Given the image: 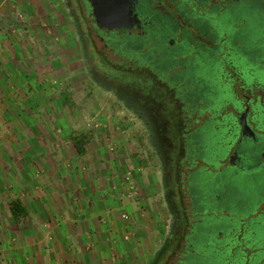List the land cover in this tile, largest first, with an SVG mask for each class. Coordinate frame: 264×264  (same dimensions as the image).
Masks as SVG:
<instances>
[{"label": "flooded vegetation", "instance_id": "af4514ba", "mask_svg": "<svg viewBox=\"0 0 264 264\" xmlns=\"http://www.w3.org/2000/svg\"><path fill=\"white\" fill-rule=\"evenodd\" d=\"M111 1L127 13L122 30L109 28L103 13L99 25L91 0H61L87 78L133 115L145 134L143 141L154 151L167 225L164 244L151 264L175 244L164 258L167 264L182 241L185 254L179 264H214L225 254L220 245L232 248L228 238L233 235L228 232L235 225L240 228L250 218L249 224L264 226V217L260 219L264 216V82L246 80L233 49L226 47L232 36L220 27L236 16L235 42L264 67V0ZM256 11L262 15L256 16ZM103 64L112 71L145 74L140 80L143 86L150 77L151 93H144L136 83L119 82ZM228 70L238 77V83H231L234 90L238 86L258 93L257 99L245 96L242 113L230 104L240 130L239 135H231L233 142L221 135L227 127L231 134L233 125L213 107V99H221L223 93L213 80L219 73L229 82ZM161 86L175 98L178 139L167 135L171 122L165 116L174 111L165 106L163 96L159 98L156 88ZM246 111L253 138L243 137L238 125ZM249 163L254 164L250 169ZM236 204L239 213L234 212ZM250 206L255 213L245 216V207ZM216 232L220 238L214 242Z\"/></svg>", "mask_w": 264, "mask_h": 264}, {"label": "rangeland", "instance_id": "374dc122", "mask_svg": "<svg viewBox=\"0 0 264 264\" xmlns=\"http://www.w3.org/2000/svg\"><path fill=\"white\" fill-rule=\"evenodd\" d=\"M255 15L262 13L256 11ZM237 22V17L231 15L220 26L222 33L232 36L226 47L233 49V56L238 58L248 82H264V67L258 57L246 54L240 50V42H235ZM262 35L264 37V27ZM110 58L114 60L112 55ZM103 67L108 74L118 77L119 82L136 83L141 85L144 93H151L150 77L146 79V85L140 83L145 74L140 77L125 71H112L106 64ZM227 73L230 83L219 73L213 80L214 86L223 91L221 99H213V107L217 113L226 114V120L233 125L231 134L228 127L221 134L222 139L233 142L235 137L231 135H239L240 130L231 105L242 113L245 96L257 99L258 93L240 90L238 86L234 90L231 83H238V77L231 70ZM156 90L159 98L164 97L165 106L173 108L175 114L177 106L169 89L161 86ZM228 104L231 105L228 107ZM122 106L87 78L61 0H0V138L38 137L46 140L47 147H57L59 165H70L69 169L79 178L80 189L112 193L110 190L116 188L127 196L120 200L116 210L94 213V222L100 225L98 240L90 237L89 242L82 238L74 244L59 242L67 254L71 245L75 247L72 259L61 253L59 262L64 261L60 264H151L154 254L164 244L167 216L154 151L143 141V129ZM173 114L165 113L166 120L171 122V126L166 127L167 135L178 139L174 124L179 122L180 126V121ZM77 143L83 146V154L78 153ZM65 156L71 158L68 163ZM247 166L250 169L254 164ZM234 209L235 213L241 211L237 204ZM245 209L249 214L251 208ZM249 219L242 227L235 225L228 232L233 235L228 238L233 243L227 250L230 264H246L256 248L260 249L257 258H264V226L249 225ZM40 229L39 225L33 228L23 224L17 231L0 223V264H40L33 260L36 257L33 250L37 241L35 236L39 235ZM42 229L48 232L46 227ZM76 230L82 231V228ZM22 231L29 238L25 239ZM145 234L151 239H145ZM217 236L213 234L214 242L220 238ZM24 239L29 240V246H26L33 251L30 260L25 257L28 254L23 250ZM174 246L166 248L155 264H164V258L170 255ZM180 246L167 264L181 262L185 242L182 241Z\"/></svg>", "mask_w": 264, "mask_h": 264}, {"label": "crops", "instance_id": "0c3cea01", "mask_svg": "<svg viewBox=\"0 0 264 264\" xmlns=\"http://www.w3.org/2000/svg\"><path fill=\"white\" fill-rule=\"evenodd\" d=\"M51 146L47 147V141L38 137L0 138V223L1 226H9L17 231L23 224L33 228L38 225L41 227L33 246L36 256L33 260L40 264L62 263L63 259L59 262L61 253L67 259L73 258L75 247L71 245L69 254L64 253L58 245L61 241L74 244L79 238L88 242L90 237L98 240L100 225L95 224L94 213L116 210L120 200L127 198L116 188H112V193L108 192L110 194L106 190L98 189L95 192L89 188L80 189L77 182L79 178L69 169L70 165H59L57 147ZM69 160L71 158L65 156V162L68 163ZM14 201H19L26 209V213L18 219L10 209ZM250 208V213H255L254 207ZM250 213L245 212V216H251ZM45 227L48 232L42 229ZM77 228H82V231H77ZM22 232L25 239L29 238L25 231ZM89 233H92L91 236ZM144 237L151 239L150 235L145 234ZM25 239L23 250L28 254L25 256L26 260H30L33 251L28 248L29 240ZM257 259L255 264L260 262ZM262 261L264 262V258ZM249 263L250 260L248 262L247 259L246 264Z\"/></svg>", "mask_w": 264, "mask_h": 264}, {"label": "water", "instance_id": "95a60500", "mask_svg": "<svg viewBox=\"0 0 264 264\" xmlns=\"http://www.w3.org/2000/svg\"><path fill=\"white\" fill-rule=\"evenodd\" d=\"M93 1L94 13L97 19V23L102 20L100 13H103V18H106L107 26L109 28L115 29L120 28L121 30L125 28L124 22L126 20V12L123 6H115L113 1L109 0H91ZM106 4V5H105ZM100 25V24H99ZM238 125L241 128V133L243 137L253 138L255 133L248 123V112H244L238 119Z\"/></svg>", "mask_w": 264, "mask_h": 264}, {"label": "trees", "instance_id": "16d2710c", "mask_svg": "<svg viewBox=\"0 0 264 264\" xmlns=\"http://www.w3.org/2000/svg\"><path fill=\"white\" fill-rule=\"evenodd\" d=\"M76 149H77V151H78V153H80V154H83L84 153V148H83V146L82 145H80V144H78L77 143V145H76ZM10 209H11V212H12V214H13V216L15 217V218H20V217H22L25 213H26V209L21 205V203L19 202V201H14V202H12L11 203V205H10ZM251 212V211H250ZM252 213V212H251ZM250 213V214H251ZM264 216H261L260 218H263ZM249 224V223H248ZM248 224H246L247 226H248ZM250 225V224H249ZM252 225V224H251ZM238 226V225H237ZM238 228V227H237ZM254 248H256L255 247V245L253 246ZM252 247V248H253ZM229 249V248H228ZM228 249H225V247H224V245H220V248H219V250H224V253L225 254H223L222 255V257L221 258H219L218 260H217V262H215L214 264H230V263H228L229 262V257H228ZM234 250H236V249H234ZM262 251L264 252V248L262 249ZM260 252V249H255V253L253 254V255H251L250 257H246L247 259H249L250 260V263L249 264H255V261H256V259H257V254Z\"/></svg>", "mask_w": 264, "mask_h": 264}, {"label": "built area", "instance_id": "2783aa9c", "mask_svg": "<svg viewBox=\"0 0 264 264\" xmlns=\"http://www.w3.org/2000/svg\"><path fill=\"white\" fill-rule=\"evenodd\" d=\"M124 217H126V216H124Z\"/></svg>", "mask_w": 264, "mask_h": 264}]
</instances>
